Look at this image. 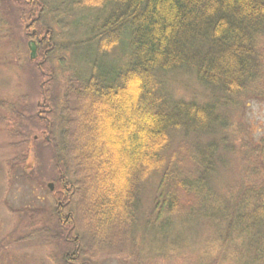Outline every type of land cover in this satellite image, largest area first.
I'll use <instances>...</instances> for the list:
<instances>
[{
  "label": "trees",
  "instance_id": "trees-1",
  "mask_svg": "<svg viewBox=\"0 0 264 264\" xmlns=\"http://www.w3.org/2000/svg\"><path fill=\"white\" fill-rule=\"evenodd\" d=\"M11 3L24 23L23 37L36 43L40 58L26 56L17 44L15 64L29 61L41 76L48 72L49 80L40 85L43 102L30 117L32 126L20 129L16 117L21 116L13 112L1 115L0 122L15 139L11 145L24 144L25 151L35 145L37 127L48 135L44 143L51 146L56 171L53 189L39 208L43 218L29 220L34 228L25 237L49 243L51 226L52 237L64 244L61 264H96L107 250L129 245L139 254L143 243L146 249L139 226L163 222L173 238L171 218L176 217L206 224L211 234L203 249L219 255L210 264H264V138L249 145L240 138V146H233L230 122L221 112L241 107L248 97L264 99V0ZM46 17L64 34L85 20L88 36L77 44L93 45L89 74H64L61 97L45 89L57 77L52 61L58 30ZM117 51L121 64L100 63ZM179 70L196 75L208 89L207 102L168 93L163 78ZM7 109L13 106L1 102L0 110ZM191 135L201 139L190 143ZM230 154L238 155L239 175L216 191L210 177L228 165ZM153 176L145 210L142 198Z\"/></svg>",
  "mask_w": 264,
  "mask_h": 264
},
{
  "label": "rangeland",
  "instance_id": "rangeland-1",
  "mask_svg": "<svg viewBox=\"0 0 264 264\" xmlns=\"http://www.w3.org/2000/svg\"><path fill=\"white\" fill-rule=\"evenodd\" d=\"M11 1L0 0V15L6 29L0 31L4 36L0 39V103L5 101L13 106V109L0 110V116H10L12 112L20 115L21 117H16L20 121L18 126L20 129H25L29 124L32 126L30 117L35 114L36 105L40 106L43 102L42 97H39L40 85L49 79L48 72L43 71L41 76L29 61L25 65L15 64L16 53L12 52V49L19 44L20 49L23 48L24 54L28 57L30 49L27 47L28 41L22 35L24 23L18 16L16 5ZM46 21L54 31L58 30L53 35L55 49L52 61L57 77L51 84L47 83L45 89L47 93L49 90L51 96L61 97L64 91V74L81 73L83 76L89 74L94 59L93 45L77 44V41L88 36L84 27L85 20H82V27L78 24V28L74 27L65 34L51 18L46 17ZM74 44L78 45L76 50L72 49ZM121 57L119 51L108 53L101 58L100 63L109 68L120 62ZM34 58L35 61H40V58ZM163 82L168 93L177 99L202 103L210 99L208 89L198 82L192 71L179 70L168 73L163 78ZM221 112L230 122L231 128L227 130V135L229 143L233 146L237 148L240 146L238 142L240 138L246 145L264 138V99L256 96L248 97L242 101L241 107L229 106L221 109ZM34 136L35 145L30 152L28 149L25 151L24 144L12 146V141L15 139L7 136V127L5 123L0 122V264H61L64 244L61 239L52 237L54 232L51 226L47 227L51 236L49 243L41 238L32 237L34 235L25 237L30 235L29 230L34 228L29 226V220L33 216L43 218V212L39 208H42L47 201L48 184H54L56 174L51 146L44 143L48 135L37 127ZM86 137L83 136L84 139ZM108 139L110 144L114 143L111 141V135ZM187 139L192 143L201 138L191 135ZM188 145L187 143V147ZM172 148L175 150L177 143H173ZM218 154L222 155L223 152H218L216 155ZM26 156V161L22 162L21 160ZM238 161L237 154H230L228 165L217 167L210 177L212 188L219 191L225 183L238 177L240 169ZM112 179H117L115 174ZM155 184V176L146 184L148 192L141 203L145 210ZM23 208H29L31 212L26 214V209ZM171 219L170 231L174 236L170 239L167 234L168 228L165 229L163 222L157 225L139 226L137 232L143 238L145 236L146 241V249L144 243L139 247V259L137 257L139 254L133 253L132 248L130 250V246L126 245L115 251L107 250L101 253L93 262L96 264H210L213 257H219L215 252L208 255L203 249L204 239L211 234L208 233L206 224L194 226L190 222H182L180 218ZM200 255L201 257H198Z\"/></svg>",
  "mask_w": 264,
  "mask_h": 264
},
{
  "label": "water",
  "instance_id": "water-1",
  "mask_svg": "<svg viewBox=\"0 0 264 264\" xmlns=\"http://www.w3.org/2000/svg\"><path fill=\"white\" fill-rule=\"evenodd\" d=\"M27 47L30 49V54H29L30 58L36 57V55H37V45H36V43L33 40H30L28 42ZM48 187H49L50 190H52L53 189L52 183H49Z\"/></svg>",
  "mask_w": 264,
  "mask_h": 264
}]
</instances>
